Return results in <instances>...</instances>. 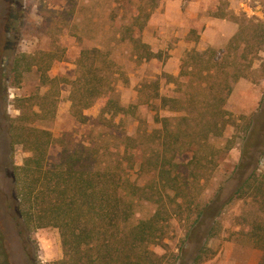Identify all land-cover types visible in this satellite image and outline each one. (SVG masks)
Wrapping results in <instances>:
<instances>
[{
    "label": "rangeland",
    "instance_id": "obj_1",
    "mask_svg": "<svg viewBox=\"0 0 264 264\" xmlns=\"http://www.w3.org/2000/svg\"><path fill=\"white\" fill-rule=\"evenodd\" d=\"M169 1L0 0V229L10 264H47L63 257L58 228L29 230L23 224L13 172L30 153L21 143L12 146L11 124L13 137L33 127L52 133L54 141L48 149V166L60 162L63 155L77 154L86 157L84 161L88 165L96 167L99 161L93 150L101 148L102 151L105 147L111 161L123 156L124 151L133 153L135 158L125 160L124 164L130 166L134 161L131 178L140 185L152 182L154 172L147 166L139 169V155L148 147L147 134L160 127L154 119L157 112L168 113L157 110L148 101L158 106L157 92L178 95L179 88L169 81L166 74L170 72L165 66L175 52L180 54V63L189 50L179 43L188 25L191 30L184 39L198 44L211 18L236 23L238 30L227 42L208 44L199 50L213 48L230 55L231 59L236 56L239 69L235 71L245 75L232 83L233 90L225 104L226 109L241 118L211 140L217 147H223L232 138L231 149L220 158L213 173L202 179L205 185L198 187L202 193L199 198L209 201L224 187L221 197L227 199L236 184L233 175L244 146L242 137L250 135L252 143L264 141V7L246 5L243 0H174L172 4ZM139 9L140 20H136ZM166 12L177 21L182 34L174 40L170 35L173 28L166 26L161 35H153L161 43V48L153 51L152 45L145 41V31L155 14L157 23L163 25ZM148 13L150 18L141 30ZM236 34L238 39L231 43ZM134 38H141L150 50L137 46ZM95 47L113 63L110 70L116 73V94L126 111L114 118L107 114L101 118L103 107L98 100L84 111L87 120L81 122L71 113L70 85L61 84L44 95L48 86L41 83L40 69L47 70L50 61L47 56L52 55L61 59H52L50 73L74 78L77 71H83L77 65L81 51ZM150 51L153 54L146 59ZM21 53L33 55L40 63L26 70L23 79L14 86L9 81L10 70ZM258 166L264 173V156ZM155 208L151 200L143 199L134 219L149 218ZM258 214L250 201L233 199L228 203L220 217V233L207 242L215 254L199 264H258L261 250L240 233L245 217L253 219ZM183 239V223L172 220L165 240L167 249L178 252L184 245ZM154 249L165 252L160 246Z\"/></svg>",
    "mask_w": 264,
    "mask_h": 264
},
{
    "label": "trees",
    "instance_id": "obj_2",
    "mask_svg": "<svg viewBox=\"0 0 264 264\" xmlns=\"http://www.w3.org/2000/svg\"><path fill=\"white\" fill-rule=\"evenodd\" d=\"M140 11L136 20H140ZM150 15L145 16L141 30ZM133 40L137 46L150 50L141 38ZM151 54L152 51L145 58ZM29 55L21 53L16 58L10 70L11 85H18L25 71L40 63ZM47 57L50 60L47 70L40 69L42 64L38 66L41 83L48 86L44 95L61 84L70 85L71 113L79 121L87 120L84 111L98 100L103 107L101 118L106 114L110 118L125 114V106L116 94V73L110 70L113 63L107 54L97 47L82 50L77 65L83 71H77L74 78L52 75V59L61 58ZM236 69H239L236 56L231 59L220 50L193 48L182 59L177 76L165 73L179 90L173 96L157 92L158 106L148 101L168 114L157 112L154 119L160 127L147 134L148 147L139 155V169L147 166L154 172V180L144 185L131 178L134 161L130 166L124 165L125 160L135 158L133 153L124 151L123 156L111 161L104 147L102 151L93 150L99 161L96 167L77 154L63 155L60 162L48 166L52 133L33 127L15 134L14 139L11 124L12 146L21 143L30 153L13 172L23 224L29 230L54 226L60 231L63 257L47 264L202 263L215 254L207 242L220 233L221 214L233 199L250 201L259 213L253 219L245 217L240 233L261 250L258 264H264V173L258 166L264 156V141L252 143L250 135L242 137L244 146L233 175L236 184L227 199L221 197L224 187L209 201L199 198L202 193L198 187L205 185L202 179L213 173L233 141L230 138L225 146L217 147L211 140L241 118L225 108L232 83L245 76ZM156 83L159 91V81ZM143 199L151 200L156 205L155 211L149 218L135 220ZM172 220L184 226V245L178 252L167 249L165 242ZM155 246L165 252L158 253ZM0 264H10L1 229Z\"/></svg>",
    "mask_w": 264,
    "mask_h": 264
},
{
    "label": "crops",
    "instance_id": "obj_3",
    "mask_svg": "<svg viewBox=\"0 0 264 264\" xmlns=\"http://www.w3.org/2000/svg\"><path fill=\"white\" fill-rule=\"evenodd\" d=\"M174 0H171L167 3H174ZM198 14V13H197ZM165 17V21L163 23V25H160L157 23L156 21V16L157 14H155L153 17H149V28L145 31V41L150 43L152 45V49L153 51H158L161 48V43L158 42L159 40L155 41V39L153 38V35L158 36L161 35L164 31V28L167 26H171L173 29L171 30L170 35L174 36V40H177L176 36H179L180 34V30H178V23L176 20L172 19L173 17L170 16V14H168V12H166L164 14ZM148 22V21H147ZM222 22V23H221ZM176 24V25H175ZM219 24L221 27L217 28L215 27V25ZM186 26V25H185ZM189 27H186L183 31V38L181 40H179V43L182 46H186L190 51L191 49L195 48L194 46H196L197 50L201 49V48H205L206 45L211 44V45H218V44H222L227 42L238 30V25L234 22H228L227 20L223 19H217V18H211V20H208L207 22V27L206 29L201 33L200 35V40L197 44L196 41H191L188 40L186 41L185 36L186 34H188L191 30V26L188 25ZM162 32V33H161ZM203 42V44H202ZM179 56L180 54H177L176 52L174 53L173 56H171L169 58V60L166 63L165 69L170 72L169 74H179L180 70H181V60L180 63L179 62ZM54 74V73H53ZM56 75V74H54Z\"/></svg>",
    "mask_w": 264,
    "mask_h": 264
},
{
    "label": "built area",
    "instance_id": "obj_4",
    "mask_svg": "<svg viewBox=\"0 0 264 264\" xmlns=\"http://www.w3.org/2000/svg\"><path fill=\"white\" fill-rule=\"evenodd\" d=\"M243 3L264 7V0H243Z\"/></svg>",
    "mask_w": 264,
    "mask_h": 264
}]
</instances>
